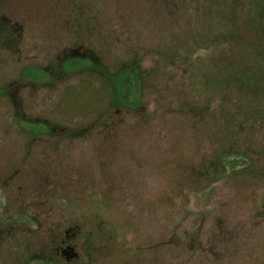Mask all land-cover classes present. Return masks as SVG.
I'll return each mask as SVG.
<instances>
[{"label": "rangeland", "instance_id": "1", "mask_svg": "<svg viewBox=\"0 0 264 264\" xmlns=\"http://www.w3.org/2000/svg\"><path fill=\"white\" fill-rule=\"evenodd\" d=\"M0 264H264V0H0Z\"/></svg>", "mask_w": 264, "mask_h": 264}, {"label": "trees", "instance_id": "2", "mask_svg": "<svg viewBox=\"0 0 264 264\" xmlns=\"http://www.w3.org/2000/svg\"><path fill=\"white\" fill-rule=\"evenodd\" d=\"M101 65L102 63L99 62V66ZM106 76H111L116 81V83L115 81L112 83L108 79L109 82L113 84V91L112 89H108V94L110 93L112 94V97H109L110 99L108 101V104L110 106L120 105V104L130 106L132 104L131 102L134 101L129 100L126 95V91H128L127 85H129L131 89H133L136 86L139 89V91L142 86V80H141L142 71L138 68L137 64L132 60L127 63V66L120 67L114 72L109 73L107 71ZM122 86L125 88L124 90H121ZM132 97H134V95H132Z\"/></svg>", "mask_w": 264, "mask_h": 264}, {"label": "flooded vegetation", "instance_id": "3", "mask_svg": "<svg viewBox=\"0 0 264 264\" xmlns=\"http://www.w3.org/2000/svg\"><path fill=\"white\" fill-rule=\"evenodd\" d=\"M66 248H67V251H66V249H64L62 252L65 253V254H67V255H69V254H70V251H71L72 248H71L70 245H68ZM68 253H69V254H68ZM71 255H72V254H71ZM69 256H70V255H69ZM66 258L68 259L67 256H66Z\"/></svg>", "mask_w": 264, "mask_h": 264}]
</instances>
